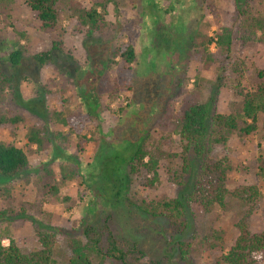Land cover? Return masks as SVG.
Returning a JSON list of instances; mask_svg holds the SVG:
<instances>
[{"label":"rangeland","instance_id":"1","mask_svg":"<svg viewBox=\"0 0 264 264\" xmlns=\"http://www.w3.org/2000/svg\"><path fill=\"white\" fill-rule=\"evenodd\" d=\"M26 1L0 0V73L14 77L0 101V114L22 120L13 132L0 130V142L20 147L29 163V168L11 181L0 178L3 246L12 240L23 252H31L38 247L37 234L49 232L54 234L55 264H64L70 255L68 240L78 238L86 225L101 226L109 217V227L117 237L142 245L145 264H209L204 240L214 231L222 234L227 249L237 239L241 222L251 234L264 232V180L258 171L264 163L262 124L251 136L233 133L229 138L226 149L230 168L224 184L229 194L224 207L207 212L198 204L186 202L182 232L162 218L142 214L129 203L140 195L154 200H185L192 191L198 162L191 153L183 152L178 137L171 133L173 113L186 104L199 103L210 115L235 114L242 104L238 92L264 85V77L257 75L264 70V40L259 41L260 31L253 34L245 22L249 14L264 15V3L113 0L106 8L107 31L90 40L77 33L75 19L68 18L64 7L55 29L42 30ZM88 2L82 0L81 4L87 6ZM221 25L229 27L234 37L229 60L219 71L206 69L193 56L191 41L198 34L214 39ZM126 45L136 53L128 77L132 92L120 93L109 104L100 95L96 118L83 131L71 132L61 119L84 115L85 100L92 101L101 77L106 73L105 77L112 79L122 72L119 63L107 69L105 60L112 47ZM13 49L22 54L19 68L9 62ZM46 51H51L50 61L39 66L32 60ZM209 51H216L215 44L209 45ZM29 127L45 128L51 139L52 134L60 133L66 142L52 139L41 149L30 146L25 138ZM139 139L146 144L163 139L164 149L178 155L177 173L183 159L188 173L181 178L176 174L174 181L162 169L161 183L152 191L143 189L140 180H130L125 166ZM222 156L218 154L215 159ZM72 161L80 164L82 183L79 179L66 181L57 197L45 193L44 169L52 172L50 184L54 185L60 180V166L72 165ZM251 187L258 192L254 199H250ZM179 243L188 245L186 256L179 251ZM181 248L185 250V246ZM255 259L257 264H264V249Z\"/></svg>","mask_w":264,"mask_h":264},{"label":"trees","instance_id":"2","mask_svg":"<svg viewBox=\"0 0 264 264\" xmlns=\"http://www.w3.org/2000/svg\"><path fill=\"white\" fill-rule=\"evenodd\" d=\"M81 1L27 0L26 5L35 13L41 29L46 31L55 29L59 21L60 9L66 8L69 12L68 18L75 19L77 33L91 40L95 35L107 31L106 8L113 0H88L87 6L81 4ZM258 2L262 6L264 0H258ZM239 13L246 15L245 11H239ZM256 15L247 16L246 27L253 34L260 31L259 41H263L264 15ZM233 41L231 29L226 25H221L214 39L198 34L191 41L193 56L199 59L206 69L215 67L219 71L222 64L229 60ZM212 43L216 46L214 53L209 51V45ZM32 60L42 66L51 60V51L37 54ZM135 60L136 53L131 45L123 48L112 47L108 51L105 67L108 69L119 63L122 72L112 79L105 77V73L95 86L93 97L96 99L93 101V98L91 102L85 100L87 106L85 114L76 117L68 116L61 119V124L71 132L74 130L81 132L89 122L96 118L95 111L101 106L100 95H104L109 104L120 93H131L132 86L128 83V77L133 71ZM9 62L12 66L18 65L19 68L22 64L21 51L13 49L9 55ZM257 75L258 78H263L264 70L258 71ZM13 80V75L0 73V101L4 99L5 90L12 85ZM218 80H220L219 75ZM78 89L84 100L82 88ZM238 94L242 104L235 114L213 113L210 115L204 104L189 103L172 115L171 133L178 137L183 152L191 153L198 162V170L188 197L185 200L179 198L154 200L140 195L138 199L129 201L130 204L135 205L142 214L164 219L169 225L179 228L181 232L186 227L184 218L186 202L198 204L207 212L215 207H224L226 196L229 194L224 187L226 172L230 168L226 149L229 138L233 133L248 137L254 134L261 124L264 127V85L256 86L254 90H242ZM57 115L60 116L59 113ZM21 122L19 117L7 118L0 114V130L9 129L13 132L15 126ZM25 138L28 145H35L38 149L51 143L52 139L61 143L66 142V138L60 133L52 134L51 139L45 128L35 127L26 129ZM79 139H85V137L79 136ZM164 147L163 139L153 144H146L145 140L139 139L126 163V176L130 180H140V186L143 189L152 191L161 183L159 172L162 169L169 173L174 181L177 178L176 174L179 178L187 174L189 166L185 159L182 160L177 173L175 159L178 155L166 151ZM218 154L223 155L222 159H215ZM71 164L60 166V180L54 185L50 184V181H53L52 172L44 169L43 190L45 193L57 197L66 181L79 179L82 183L84 174L80 164L78 166V163L73 161ZM28 168V158L20 147L0 142V178H7L11 181ZM258 171L259 176L264 180L263 162L258 166ZM3 191L6 192L7 189ZM249 191L254 196L250 199L258 196L255 187H251ZM108 219L109 217H106L101 226L86 225L78 238L72 237L68 240L70 255L64 264H145L147 262L142 245L137 241L130 242L125 238L117 237L109 227ZM237 227L239 235L233 246L228 249L224 246L220 232L214 231L209 239L204 240L209 254V264H257L255 255L264 249V232L251 234L245 222H241ZM1 241L0 235V264H55L54 234L52 233L39 232L37 234L38 247L27 253L17 247L12 240H9L7 246H3ZM178 245L179 251L186 256L189 253L188 245L181 244L185 246V250L181 248L180 243ZM166 260L164 257L163 261L166 262ZM154 264H162V262L155 261Z\"/></svg>","mask_w":264,"mask_h":264},{"label":"built area","instance_id":"3","mask_svg":"<svg viewBox=\"0 0 264 264\" xmlns=\"http://www.w3.org/2000/svg\"><path fill=\"white\" fill-rule=\"evenodd\" d=\"M214 45V43H212Z\"/></svg>","mask_w":264,"mask_h":264}]
</instances>
